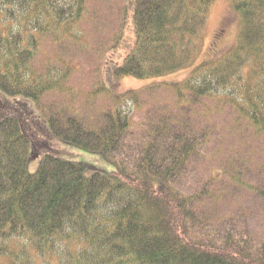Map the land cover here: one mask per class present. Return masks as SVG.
I'll return each instance as SVG.
<instances>
[{"label": "trees", "instance_id": "obj_1", "mask_svg": "<svg viewBox=\"0 0 264 264\" xmlns=\"http://www.w3.org/2000/svg\"><path fill=\"white\" fill-rule=\"evenodd\" d=\"M125 1L0 0V92L31 101L52 137L115 165L108 175H86L85 163L46 154L30 173L35 155L19 116L0 118V264H264V237H251L245 213L213 223L206 205L218 204L209 200L216 179L204 180L200 169L217 116L231 111L248 140L264 136V0H229L240 19L238 40L220 61L197 65L215 0H134L135 42L116 75L192 71L183 83L146 88L169 90L173 102L142 116L135 135L133 98L144 90L113 98L98 112L97 128L64 101L69 74L83 63L93 86L88 101L107 98L100 61L121 40ZM94 22L106 28L97 45ZM42 50L49 55L40 59ZM83 50L76 66L68 57ZM51 95L55 101H46ZM116 102L122 111L111 107ZM251 190L264 199L263 187Z\"/></svg>", "mask_w": 264, "mask_h": 264}, {"label": "rangeland", "instance_id": "obj_2", "mask_svg": "<svg viewBox=\"0 0 264 264\" xmlns=\"http://www.w3.org/2000/svg\"><path fill=\"white\" fill-rule=\"evenodd\" d=\"M126 2L128 10L125 25L122 27L121 40L115 49L105 51L100 61L98 77H100V85L107 98L97 95L94 100L88 101L86 94L93 86L87 85L88 80L83 79L86 75V71H84L86 64L83 63L81 66H77L80 61L84 62L85 60L83 50L75 52L74 56L68 57L72 58V63L78 69L69 74L64 101L68 102V108L75 114L85 116L87 123L90 122L92 128H97L99 126L97 121L102 119V114H98V112L107 109L105 108L107 105L110 107L113 98H121L128 91L144 90L145 92H141L139 97L133 98L138 109L135 110L134 114H139L134 121L135 125L131 123V131H135L131 134L135 135L138 129L136 125L138 121L142 120V116L152 114L155 109L164 107L165 102H173L172 93L169 90L152 91L146 88L154 81L179 82L177 84H180L185 81L188 75L186 71H182L164 76L159 80L136 79L116 75V69L123 64L125 57L132 51L134 46L132 19L134 0H126ZM105 31L106 28L100 23L94 22L91 25L92 45H97L100 42L99 37L103 36ZM238 31L239 17L231 7L230 1L215 0L207 24L198 38L197 52L194 54L200 61H206L210 58L216 59L215 61L223 59L234 47ZM261 45L262 43L259 44V46ZM48 55L46 50H42L40 59ZM94 76L95 74L92 77ZM84 82H86L85 85ZM52 96H47L46 101H55ZM66 104L64 107H67ZM111 107L122 111L121 103L116 102ZM168 107L170 108V106ZM14 114L19 116L23 130L28 134L33 146L32 152L35 156L31 158L28 164L30 173L36 171L38 164L46 154L70 162L85 163L87 166L86 175L96 172L108 175L115 170V165L107 161L100 153L86 152L71 143L52 137L45 120L40 116L31 101L23 98L6 97L0 92V118ZM231 114L235 113L229 111L226 114L217 116L218 119H214L212 126L216 125V129L213 131V138L206 146V149H209L210 159L202 161L203 163L200 165V169L204 173V180L209 177L216 179L211 183V198L209 200L210 204H218L215 206L206 205V208L209 206L213 223L217 222L220 216L233 218L238 213H245V217L242 218L241 222L248 228L254 240H260L264 237V199L257 196L251 189L259 187V190H261L262 187L264 188V136H261L257 141L248 140L246 138L248 131L245 125L240 121L233 124L234 116ZM215 151L217 154L213 158L212 154ZM222 161L227 164L226 173H223ZM242 162L243 167H240ZM205 169H208L207 173L204 172ZM235 170L239 172L236 173Z\"/></svg>", "mask_w": 264, "mask_h": 264}, {"label": "bare ground", "instance_id": "obj_3", "mask_svg": "<svg viewBox=\"0 0 264 264\" xmlns=\"http://www.w3.org/2000/svg\"><path fill=\"white\" fill-rule=\"evenodd\" d=\"M171 110H169L168 112H170ZM126 114H129V112L128 111H126Z\"/></svg>", "mask_w": 264, "mask_h": 264}]
</instances>
